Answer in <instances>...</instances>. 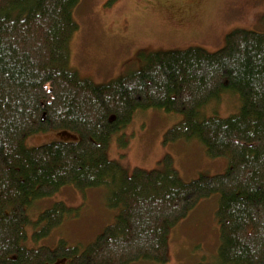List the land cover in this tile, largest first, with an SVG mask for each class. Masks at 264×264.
Returning a JSON list of instances; mask_svg holds the SVG:
<instances>
[{
  "label": "trees",
  "instance_id": "16d2710c",
  "mask_svg": "<svg viewBox=\"0 0 264 264\" xmlns=\"http://www.w3.org/2000/svg\"><path fill=\"white\" fill-rule=\"evenodd\" d=\"M79 1L0 0V264L163 263L171 227L214 193L220 245L213 260L196 264H264V31L235 28L213 52L141 53L138 68L96 85L68 65ZM223 93L237 96L238 111L204 117ZM146 108L181 114L164 140L194 137L209 157H225L226 169L185 182L169 155L131 172L109 159L111 134ZM48 131L78 139L26 146L27 136ZM67 184L105 188L114 222L84 248L62 239L25 247L27 207ZM70 213L53 203L39 213L34 237Z\"/></svg>",
  "mask_w": 264,
  "mask_h": 264
},
{
  "label": "rangeland",
  "instance_id": "374dc122",
  "mask_svg": "<svg viewBox=\"0 0 264 264\" xmlns=\"http://www.w3.org/2000/svg\"><path fill=\"white\" fill-rule=\"evenodd\" d=\"M72 15L78 29L69 40L68 65L96 85L138 68L141 53L189 46L213 52L224 45L226 34L235 28L264 31V0H112L109 4L107 0H80ZM208 104L204 117H227L239 108L237 96L231 93L221 94L219 103ZM182 119L181 114L161 109H138L127 124L111 134L106 155L128 172L134 168L159 167L169 155L185 182L201 174L222 173L227 167L226 158L209 157L198 139L164 140L165 132ZM76 139L77 134L70 131H48L27 136L25 144L31 147ZM105 195L103 187L81 191L67 184L49 196L34 200L27 207L30 223L25 227L22 244L28 248H53L62 239L70 246L84 248L114 222L118 212L106 205ZM201 200L179 225L188 227L189 232L174 231L178 226L171 227L173 238L168 250L171 260L168 257L167 261L158 263L140 259L128 264H196L213 260L220 245L215 218L219 196L214 193ZM57 201L71 208L72 215L46 236L34 237L39 213ZM192 226L199 227L197 237L192 235Z\"/></svg>",
  "mask_w": 264,
  "mask_h": 264
},
{
  "label": "crops",
  "instance_id": "0c3cea01",
  "mask_svg": "<svg viewBox=\"0 0 264 264\" xmlns=\"http://www.w3.org/2000/svg\"><path fill=\"white\" fill-rule=\"evenodd\" d=\"M202 201V200H201ZM200 202V201H199ZM198 202V203H199ZM198 203L193 207V209L198 205ZM182 221V220H181ZM181 221H179L175 226H178L177 228H175V230L174 231H181V232H183V233H186V232H189V228L188 227H181V226H179L180 225V223H181ZM190 229L191 230H193V233H192V235H194L195 237H197V234H198V231H199V227L198 226H192V227H190ZM174 233V232H173ZM173 235H172V230L170 231V233H169V241H168V250L170 249V245H171V242H172V237ZM169 260H171V258L169 257Z\"/></svg>",
  "mask_w": 264,
  "mask_h": 264
}]
</instances>
